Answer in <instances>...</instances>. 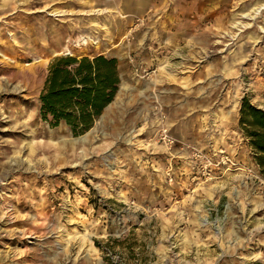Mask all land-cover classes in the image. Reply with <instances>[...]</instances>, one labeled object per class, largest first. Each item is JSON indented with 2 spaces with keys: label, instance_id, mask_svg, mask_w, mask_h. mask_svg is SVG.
<instances>
[{
  "label": "rangeland",
  "instance_id": "obj_1",
  "mask_svg": "<svg viewBox=\"0 0 264 264\" xmlns=\"http://www.w3.org/2000/svg\"><path fill=\"white\" fill-rule=\"evenodd\" d=\"M263 5L0 0V264H264V167L240 126L244 99L264 110ZM68 56L118 61L119 91L81 136L40 116Z\"/></svg>",
  "mask_w": 264,
  "mask_h": 264
},
{
  "label": "trees",
  "instance_id": "obj_2",
  "mask_svg": "<svg viewBox=\"0 0 264 264\" xmlns=\"http://www.w3.org/2000/svg\"><path fill=\"white\" fill-rule=\"evenodd\" d=\"M120 81L115 58L56 59L40 96V116L53 128L65 123L74 136H81L114 101ZM240 114V126L257 155V163L264 167V110L244 99Z\"/></svg>",
  "mask_w": 264,
  "mask_h": 264
},
{
  "label": "bare ground",
  "instance_id": "obj_3",
  "mask_svg": "<svg viewBox=\"0 0 264 264\" xmlns=\"http://www.w3.org/2000/svg\"><path fill=\"white\" fill-rule=\"evenodd\" d=\"M260 2V1H259ZM261 2H263V1H261ZM260 5V4H259ZM264 6V5H263ZM262 8L263 7H258V8H253V12L252 13H247V14H245V13H243L242 14V19H246V20H248V21H252L253 19H255L254 17H253V15L252 14H254L255 16L257 15H259L260 13H261V11H262ZM52 12V14L53 15H58L59 14V16L61 17V16H63V14H61V12H59V11H57V10H53V11H51ZM55 13V14H54ZM93 13H94V15H97V16H103V15H105V14H113L114 13V11L113 10H94L93 11ZM115 13L116 14H118V15H120L121 13H120V11H118V12H116L115 11ZM96 21V20H95ZM99 21V20H98ZM243 24V22H241L240 24H236L235 22L233 23V25H235V27L237 28V29H241V25ZM93 27H96V29H102V30H104V31H106L107 33H109L108 32V28L107 27H105V26H103V25H97V24H95ZM264 33V32H263ZM110 34V33H109ZM128 37V36H127ZM83 42H84V40H83ZM83 44H85L86 45V42H84ZM79 45L78 47H83L84 45ZM70 55H72L71 53H69ZM1 57H2V59H7L6 57H4V56H2V55H0ZM41 60H36L35 61V63H38V62H40ZM28 66V65H27ZM163 71H166V68H163ZM170 80V79H169ZM173 80V79H172ZM175 80V79H174ZM187 85V84H186ZM168 127H170V126H168ZM168 131H170V129H168ZM159 133H160V131H157V136H159ZM85 138H83V139H81L80 141H78V140H75L73 143L74 144H76L77 142H81V141H83Z\"/></svg>",
  "mask_w": 264,
  "mask_h": 264
},
{
  "label": "crops",
  "instance_id": "obj_4",
  "mask_svg": "<svg viewBox=\"0 0 264 264\" xmlns=\"http://www.w3.org/2000/svg\"><path fill=\"white\" fill-rule=\"evenodd\" d=\"M168 18V17H167ZM173 19H175L174 17H172ZM181 21L179 20V21H177L175 24H173V25H171V22H169L168 24H165L163 21L162 22H159V25L158 26H156V29H157V31L160 33V35L161 34H163V36H165V35H167V31L170 29V30H173V29H175V28H178L179 26H182V29L181 30H183L184 29V25H185V22H181L182 23V25H180L181 23H180ZM157 32V33H158ZM183 32V31H182ZM159 35V36H160ZM179 35V34H178ZM178 35H176V34H174L173 35V37L172 38H165L164 40H163V46H164V44H169V42H174V39H175V36H178ZM182 35H183V33L182 34H180L179 36L180 37H182ZM192 37V36H191ZM156 39H158V36H157V38ZM178 41V40H177ZM171 45V44H170ZM173 45V44H172ZM163 46H160V48L162 49V47Z\"/></svg>",
  "mask_w": 264,
  "mask_h": 264
},
{
  "label": "built area",
  "instance_id": "obj_5",
  "mask_svg": "<svg viewBox=\"0 0 264 264\" xmlns=\"http://www.w3.org/2000/svg\"><path fill=\"white\" fill-rule=\"evenodd\" d=\"M160 110V109H159ZM159 119H162V123L165 124V119L166 117L160 112V117ZM168 126L164 125L159 133V141H162L165 146H169V148H172L175 141L173 140V138L170 136V131H168ZM193 159L194 160H197V159H203V157L200 155V154H194L193 156Z\"/></svg>",
  "mask_w": 264,
  "mask_h": 264
},
{
  "label": "water",
  "instance_id": "obj_6",
  "mask_svg": "<svg viewBox=\"0 0 264 264\" xmlns=\"http://www.w3.org/2000/svg\"><path fill=\"white\" fill-rule=\"evenodd\" d=\"M92 131H93V130L91 129V131L87 132V134L92 133ZM87 134H86V135H87ZM84 137H86V136L84 135L82 138H79V139H76V140L79 141V140L83 139Z\"/></svg>",
  "mask_w": 264,
  "mask_h": 264
}]
</instances>
